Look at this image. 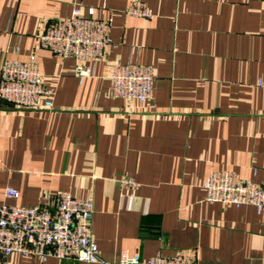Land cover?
I'll return each instance as SVG.
<instances>
[{
  "label": "crops",
  "instance_id": "0c3cea01",
  "mask_svg": "<svg viewBox=\"0 0 264 264\" xmlns=\"http://www.w3.org/2000/svg\"><path fill=\"white\" fill-rule=\"evenodd\" d=\"M0 0V73L36 54L52 109L0 100V205L36 206L63 191L94 202L101 261L19 253L0 264H105L122 250L195 255L199 264H264V212L207 200L205 179L235 171L264 185V0ZM110 20L104 58L77 61L40 48L37 35L73 7ZM117 62L155 67L154 97L116 98ZM132 176L135 189L120 179ZM16 188L18 198L7 197Z\"/></svg>",
  "mask_w": 264,
  "mask_h": 264
},
{
  "label": "built area",
  "instance_id": "2783aa9c",
  "mask_svg": "<svg viewBox=\"0 0 264 264\" xmlns=\"http://www.w3.org/2000/svg\"><path fill=\"white\" fill-rule=\"evenodd\" d=\"M127 13L150 18L153 12L143 0H135ZM111 22L98 15L97 9L81 4L73 7L66 18L49 20L37 35L40 48L50 50L62 58L77 61L76 73L89 76V60L104 58L113 39ZM111 93L128 101L147 102L154 97L155 67L138 62L114 64L110 72ZM55 90L46 86L36 54L26 59L6 58L0 73V100L15 107L35 110L52 109ZM124 188L135 189L137 181L125 175L120 179ZM207 200L224 204L253 205L264 212V185L243 178L235 171L216 170L204 181ZM7 197L18 198L13 187ZM94 202L91 198L74 196L70 191L59 192L36 206L4 203L0 205V258L19 253L44 260L75 258L95 263L101 261L99 246L93 232ZM105 264H199L195 255L179 252L166 256L160 252L143 260L139 252L122 250L114 262Z\"/></svg>",
  "mask_w": 264,
  "mask_h": 264
}]
</instances>
